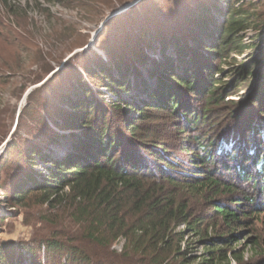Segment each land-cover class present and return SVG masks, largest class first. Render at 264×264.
<instances>
[{"label":"trees","instance_id":"16d2710c","mask_svg":"<svg viewBox=\"0 0 264 264\" xmlns=\"http://www.w3.org/2000/svg\"><path fill=\"white\" fill-rule=\"evenodd\" d=\"M95 1L100 2L84 0L80 5L85 9L87 2ZM219 1L198 0L192 8H183L170 28L171 18L161 15L150 23L135 22L132 37L119 38L113 47L103 41L110 62L94 55L81 65L97 90L87 86L80 68L73 67L81 53L66 59L63 71L73 68L71 80L65 91L51 92L54 99L44 100L41 109H46L50 123L42 133L46 148H57L65 137L71 142L69 149L60 159L41 155L50 166L40 177L31 166L41 147L32 143L26 171L19 170L11 182L0 178L8 203L20 205L36 194L47 209L59 213L55 225L63 220L77 226L72 236L56 228L50 237L34 238L31 264H41V252L45 264H60L64 256L68 264H191L193 259L186 254L189 243L185 244L189 235L205 241L208 256L199 264H241L229 246L246 220L264 213V83L254 89L249 106L228 98L240 83L257 79L264 61V56L253 57L239 64L232 57L258 47L245 43L242 33L262 29L264 2L235 6L239 0H225L224 10ZM1 3L8 12L16 2ZM258 4L261 8L254 12ZM135 11L132 6L123 14L130 20ZM216 13L224 17L222 22L216 21ZM120 14L107 20L98 38H106ZM0 40L3 89L19 66L21 49L27 52L31 42ZM156 44L161 59L147 69L149 77L155 76L150 88L139 77L138 65L148 59L144 50H154ZM167 46L178 64L165 55ZM45 65L32 84L50 73L46 80L55 77L54 66ZM226 66L234 69L231 81L225 80ZM130 75L140 79L145 97L123 99ZM98 88H104L109 98ZM39 90L28 94L29 103L38 102ZM3 115L0 110V141L7 133ZM118 240L124 243L119 254L110 250ZM24 259L12 240L0 243V264Z\"/></svg>","mask_w":264,"mask_h":264},{"label":"rangeland","instance_id":"374dc122","mask_svg":"<svg viewBox=\"0 0 264 264\" xmlns=\"http://www.w3.org/2000/svg\"><path fill=\"white\" fill-rule=\"evenodd\" d=\"M83 1L70 0L67 4L65 0H11V2H16L15 7L7 12L0 0V38H24L29 40V43L31 42L26 47L27 52L23 48L21 49L18 58L19 66L15 68L7 88H0V110L4 112L3 116L7 127L5 139L4 141H0L1 181L11 182L12 179L10 180V178L16 179L18 174H21V170L23 172L26 171L28 164L26 162L28 160L32 161L29 159L32 155L28 149L32 143L38 144L39 148L41 147L39 154L32 157L34 164L31 166L33 172L40 177L43 174H47V168L50 166L48 159L43 160L40 157L41 155L45 154L48 158L60 159L63 153L69 149L71 142L66 140L65 137L60 138L59 142L62 145L57 146V148H51V146L46 148V140H44L42 134L50 125L49 120L47 121L46 109H44L45 104L42 102L46 99H54V96H51V92L65 91V86L71 80L73 72L72 67L68 71H63V65L69 56L81 53L75 59L74 63L77 62V64L73 67L77 70L80 68L79 72L82 71L81 73L87 86L92 90H97V87H93L84 76L81 65L85 59L93 60L94 55L106 63L110 62L105 49L102 48L103 41L106 42L107 39L109 46L113 47V44L119 38L132 37L134 29H131V26L135 22L142 20L150 23L151 19H159L161 15H166L169 19L171 18L167 24V28H170L174 15L179 11L183 13V8H192L198 0H140L134 5L136 11L130 20L125 16L127 14H123L125 11L121 12L118 15L121 16V19L111 24L106 38H98L105 29L104 25L108 22L106 20L95 35L96 40L94 43L86 49L82 43L89 42L93 38V33L101 26V23L109 14L115 12L121 4L118 5L119 0H108L109 3L107 4L102 2L104 0H100L97 3L96 1L94 3L87 2L89 7L85 9L90 11L88 13L80 5ZM129 1L131 0H124V2ZM203 1L207 0H199V2ZM243 1L246 3L264 2V0H239V2H234V5L238 6ZM62 2L64 3L62 4ZM143 3L145 7H141ZM259 5L254 9V12H257L261 8H259ZM219 6L226 10L225 0H220ZM215 19L220 23L224 20V17L216 13ZM137 26H139L138 23H136ZM157 26L160 25H152V27ZM262 26V29L259 31L247 29L242 33L245 43L252 42L257 44L258 47L249 49L243 54L232 53V57L239 64H243L253 57L260 59L264 56V22ZM98 40H100L99 43H97ZM32 44L36 47L31 46ZM155 46L156 49L154 50H144L148 59L144 64L138 65V68L141 70L139 77L150 88L155 85V76L149 77L147 69L161 59L160 46L158 44ZM164 51L166 56L176 62L175 52L171 46H167ZM39 54H42L41 56H43L44 61L39 60ZM89 62L90 64L92 63L90 60ZM261 62L259 64L260 70L257 71V79L247 85L240 83L234 95L228 98V100H231L228 102L249 106L251 98L254 95V89L259 86V82L264 83V61L261 60ZM47 63L53 65L57 71L55 77L51 81L46 80L50 78V73L44 76L43 80L32 84L30 81L36 74L40 73V69L46 67L45 64ZM176 64L178 63L176 62ZM232 70L234 69L225 67V73L228 75L225 80L231 81L234 79H231ZM3 78L7 77L4 76ZM128 79L130 87L127 93L123 95V99L138 98L139 100V98L145 97L143 91L145 87H143L144 85L141 87L140 83H138L140 79L136 80L131 75L128 76ZM257 80L259 81L257 82ZM254 82L255 84H253ZM24 84H26V87L21 91ZM35 89H40L38 102L34 104L29 103L27 100L28 95L25 99L24 95L27 90L31 92ZM98 89L105 93L106 98H109L110 94H107L104 88ZM138 100H136L137 103ZM63 105L64 107L67 106L66 104ZM41 107L44 108L41 109ZM58 132L59 134H63L61 131ZM2 190L3 188L0 186V243L5 240H12L13 246L25 258L18 264H31V247L34 238L50 237V234L56 228V232H60L59 229H61V231L64 230L70 236L77 230V226L68 221L62 220V223H56L55 225L53 220H55V217L59 218V213L55 210L47 209L46 204L40 202L41 198L38 195L34 194L30 196L23 204L12 205L7 202L5 198L6 193L2 192ZM261 201L264 202V196L261 197ZM179 229L184 230L185 227L181 226ZM238 233V239L231 242L229 246L232 254L235 253L239 256L241 264H264V213L255 218L253 217L251 220H246ZM187 237L188 242L185 244L189 243L188 247H190L186 253L187 258L193 259L191 264H199L208 256L205 241L197 236L189 235ZM123 244V240H118L112 245L110 250H114L119 254ZM39 256L41 264H45L43 253L41 252ZM60 264H68L66 256L61 259ZM230 264H235V262L231 261Z\"/></svg>","mask_w":264,"mask_h":264},{"label":"water","instance_id":"95a60500","mask_svg":"<svg viewBox=\"0 0 264 264\" xmlns=\"http://www.w3.org/2000/svg\"><path fill=\"white\" fill-rule=\"evenodd\" d=\"M139 1H140V0H131V1H129V2H123V3L118 7V9H117L115 12L109 14V16H108V17H107V18L101 23V26L99 27V29H98L96 32L93 33V36H92L93 38H91V39L89 40V42L86 44V46H85L84 48L86 49L87 47L91 46V45L94 43V41H95V39H96V38H95V35H96L97 32L101 29L103 23H104L106 20H108V19H110L111 17H113V16H115V15H117V14H119V13L125 11V10H127L128 8L134 6V5L137 4ZM72 55H73V54H72ZM72 55H71V56H72ZM71 56H69V57H71ZM69 57H68V58H69ZM68 58H67V59H68ZM29 92H30V90H27V91H26V93H25V95H24V99H25L26 96L29 94Z\"/></svg>","mask_w":264,"mask_h":264}]
</instances>
